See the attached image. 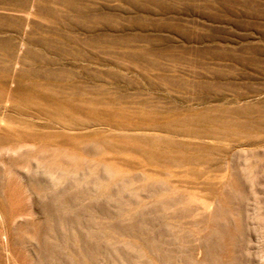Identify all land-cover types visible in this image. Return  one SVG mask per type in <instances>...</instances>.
Instances as JSON below:
<instances>
[{
  "label": "rangeland",
  "instance_id": "1",
  "mask_svg": "<svg viewBox=\"0 0 264 264\" xmlns=\"http://www.w3.org/2000/svg\"><path fill=\"white\" fill-rule=\"evenodd\" d=\"M0 264H264V0H0Z\"/></svg>",
  "mask_w": 264,
  "mask_h": 264
}]
</instances>
